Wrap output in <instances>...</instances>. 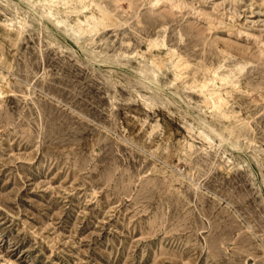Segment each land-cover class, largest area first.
Wrapping results in <instances>:
<instances>
[{"label": "rangeland", "instance_id": "obj_1", "mask_svg": "<svg viewBox=\"0 0 264 264\" xmlns=\"http://www.w3.org/2000/svg\"><path fill=\"white\" fill-rule=\"evenodd\" d=\"M85 3L101 23L0 20V264H264V0ZM151 50L224 142L185 146L177 113L142 99ZM219 67L223 100L198 113Z\"/></svg>", "mask_w": 264, "mask_h": 264}, {"label": "bare ground", "instance_id": "obj_2", "mask_svg": "<svg viewBox=\"0 0 264 264\" xmlns=\"http://www.w3.org/2000/svg\"><path fill=\"white\" fill-rule=\"evenodd\" d=\"M28 3V6L30 8L35 7L37 3H40L41 5V11L38 14L39 17L35 16V11H27L29 13L30 17L35 18L37 21H39L38 18H51L56 23H59L58 20H56L52 14V8L54 6H57L58 10L60 12H70V8L72 7L73 12H76V18L77 20L86 26H91L94 24L101 23V20L99 18V14L94 10L91 6L87 5L85 3V0H26ZM39 5V6H40ZM0 8L2 10H9L10 14H6L3 12L2 16H0V20L2 23H4L7 27H14V28H24L28 26L27 22V15H22L20 13V6L18 3H15L13 1L8 0H0ZM29 8V10H30ZM38 12V11H37ZM1 13V11H0ZM36 14V15H37ZM40 23V22H39ZM93 29V28H92ZM162 47L161 44H154V48H159V50ZM158 50V49H157ZM84 55L87 56L86 51L82 49ZM147 54V53H146ZM154 57H156V60H160L159 62L162 63V60L166 59L165 54L164 57L162 56L159 58L158 55H156L154 52L148 51V58L146 60L147 67L150 73L152 74V78L148 79L146 77H142V72H139L135 74L137 77H140L141 82L140 85L145 87L144 94L141 95L142 99H145V102L154 104L157 107H160L162 110L166 111L169 114L177 113V122L182 126L184 131V142L183 144L189 145L192 143L193 140L203 142L206 147L213 146L214 143H217L220 145L222 142L225 141V138L222 136V133L218 132L213 126H211L207 121H200L197 122L196 116L191 115L189 113V104L186 103L184 105L180 98H177L176 94H173L171 92H168L165 90V88L158 82V80L155 78V69L160 67L158 61L155 63ZM1 60V59H0ZM1 64V61H0ZM157 65V67H156ZM182 63L180 59L176 60V62H172V68L178 69L181 67ZM1 70V83L7 82V77L4 74L3 69L0 66ZM232 74L231 71H229L227 74H223L220 72V67L212 72V78L205 79L200 84V91L203 96L204 102L200 105H194L193 107L198 111V113L201 112H210L213 109H217L220 105V102L223 100V95L218 90V85L216 83V80L219 79L221 84H224L229 81V77ZM147 81V84H146ZM146 84V85H145ZM191 104V103H190ZM168 106H173L175 111H170L168 109ZM183 107L186 109H183ZM209 116V115H208ZM175 118V117H174ZM156 123V121L154 122ZM156 126H151V129ZM160 131H163V128L161 126Z\"/></svg>", "mask_w": 264, "mask_h": 264}]
</instances>
